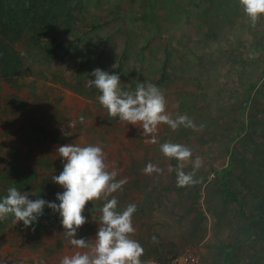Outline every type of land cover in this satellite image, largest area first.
Listing matches in <instances>:
<instances>
[{"label": "rangeland", "instance_id": "374dc122", "mask_svg": "<svg viewBox=\"0 0 264 264\" xmlns=\"http://www.w3.org/2000/svg\"><path fill=\"white\" fill-rule=\"evenodd\" d=\"M42 5V0H0V32L6 35V26L10 29L8 39L27 70L12 84L21 88L17 96L38 110L35 118L46 107L62 114L68 127L75 121V127L69 130L72 140L54 146L27 137L15 144L21 138L16 132L4 141L0 138V150L13 145L20 151L11 170L21 175L16 167L24 168L19 191L31 193L29 199L53 202L40 196L34 183L41 177L47 180L43 171L48 163L60 166L56 161L63 158L57 148L69 143L100 146L109 169L119 170L127 180L117 196L120 211L130 204L139 207L133 226L149 238L148 245L178 251L173 258L190 254L197 264H255L257 255L262 261L258 264H264V250L248 240L236 204L224 197L216 181L217 172L228 170L221 175L231 189L244 193L245 206L256 205L258 193L248 184L257 173L253 166H264V16L252 27L239 0H48L45 17ZM61 20L71 24H58ZM92 21L94 29L85 25ZM97 68L120 75L125 91H135L140 82L156 85L166 97L167 113L172 118L187 115L196 130L180 126L173 131L161 124L153 144L143 137L142 128L118 118L100 124L107 110L99 103L101 93L88 86ZM163 75L168 80L161 82ZM78 83L86 88L84 94L73 90ZM3 98L0 95V104ZM165 142L192 150L183 168L186 173L193 171L196 157L202 159L194 177L198 183L177 187L178 162L161 152ZM135 152L142 154L144 164L164 169L163 174L148 175L149 180L137 174L130 162ZM12 178L15 187L20 178ZM125 188L135 193H125ZM58 190L64 191L59 184ZM86 207L94 209L92 204ZM97 215L91 219L95 232L77 230L76 238L95 239L101 211ZM54 218L56 223L61 219L45 206L33 223L38 232L22 221L15 223L11 214L0 221V264H60L63 256L77 251L63 227L53 229ZM44 227L52 232L41 246L35 238ZM54 238L57 246L51 247ZM151 260L163 263L152 255L143 264Z\"/></svg>", "mask_w": 264, "mask_h": 264}, {"label": "clouds", "instance_id": "9594fccd", "mask_svg": "<svg viewBox=\"0 0 264 264\" xmlns=\"http://www.w3.org/2000/svg\"><path fill=\"white\" fill-rule=\"evenodd\" d=\"M239 4L252 27H255L264 16V0H239ZM92 76L95 79H89L88 86H94L101 93L98 100L107 110L108 116L142 128L143 137H150L148 142L157 143L155 134L161 124L168 125L173 131L180 126L196 130L195 124L187 115L172 118L167 113L166 97L156 85L140 82L135 91H125L121 88L118 74H109L97 68ZM79 121L84 123L85 117L80 116ZM72 127H75V121L69 123V128ZM64 135L68 136L70 132H64ZM160 150L165 157L174 158L178 162L175 169L177 187L198 183L194 177L196 170L202 167L200 157L195 158L192 172L186 173L183 170L193 156L189 147L165 142L160 145ZM56 151L63 158V171L59 175H53L51 179L64 189L62 193H57L59 203L42 198L29 199L31 193L10 187L7 194L0 198V221L11 214L15 223L22 221L25 227H30L38 222L47 206L59 213L64 235L78 249L63 256L60 264H143L141 257L144 248L132 238L136 231L133 226L136 205L130 204L123 211H118V199L113 195L123 188L127 180H117L119 170H109L105 153L100 146L69 143L59 146ZM172 170L169 168V171ZM143 171L147 175L163 174L164 169L148 163ZM97 200H102L103 205L95 239L88 241L76 238L77 230L88 223V218L83 215L87 203ZM152 239L156 242V237Z\"/></svg>", "mask_w": 264, "mask_h": 264}, {"label": "trees", "instance_id": "16d2710c", "mask_svg": "<svg viewBox=\"0 0 264 264\" xmlns=\"http://www.w3.org/2000/svg\"><path fill=\"white\" fill-rule=\"evenodd\" d=\"M36 1V0H35ZM47 1V2H46ZM50 1V0H49ZM42 16H46L47 12V4L48 0H42ZM14 19V18H12ZM58 24H71V21L61 20L60 22H57ZM81 24L80 26H82ZM85 25H89L90 29H94L97 27V24L95 22L85 23ZM4 31L7 32L6 35L1 34L0 32V95L4 97L2 104H0V125H2V128H0V138L5 139L12 133H17L21 138H17L14 141L15 144H20L23 142L24 139L22 137H27L29 142H34L35 144L42 145L44 147L46 146H54L57 144L65 143L66 140H72L73 137H69L64 135V132H69L70 128L66 126V123L62 120V114L53 113V110H48V108H44L40 114L39 118H35L34 116L38 113V110H35V108L32 109V106L25 102V100L20 99L16 91H21L19 86L13 87V82L16 79L24 78L27 75L26 66H24V63L22 61V58L19 55V52L14 47L12 42L9 41L8 36L9 33H11L10 29L6 26ZM32 36H29V38ZM104 40H108V38H105ZM168 78L166 75H163L161 82L167 81ZM160 82V83H161ZM161 85V84H159ZM14 88V92H11ZM85 87L81 86L80 83H78L76 86L73 87V90L77 93H83L85 92ZM254 89V85H251L249 87V90H247V93L250 94V91ZM80 90V91H79ZM38 91V90H37ZM79 93V94H80ZM36 111V114H35ZM61 115V116H60ZM6 118V119H4ZM116 118H110L107 114L105 116L100 117V124H103L104 122H113ZM63 129V132L62 130ZM4 141V140H3ZM119 141H116V144ZM7 150H0V156L3 157V159H7L9 162L5 163L3 159H0V198H3L7 194V190L9 186H13L12 179L20 178V181L18 185L16 184L15 187L18 190H21L19 187H21V184L24 183L23 177L21 175L24 174L23 167L20 169L19 167H16V169L21 173V175H15L14 173H11L12 169H15L14 166V160L18 161L17 157L19 155V150L14 149L15 147L13 145L8 147ZM8 152V153H7ZM133 153V152H131ZM6 157V158H4ZM60 161H56L57 165H60L59 167L53 166V164H49L46 166L45 170L43 171V174L48 175L47 180L44 181L45 177L38 178L36 182L34 183L36 190L39 192L40 196L46 197L47 200H52L53 202H56L57 204L59 201L57 200V193H62L58 190V184L54 183L51 179L53 175H57V173L61 170H63V160L59 159ZM233 160V156H230V161ZM134 166H136V173L140 174L141 177L144 179L147 178L149 180V176L144 173L143 169L146 167L147 164H144L143 156L139 153H134L131 155V161ZM9 163H11L10 167ZM4 166L6 168H4ZM257 173L250 178L248 188L252 190L253 192L258 193V199L256 205L253 207L245 206V195L244 193H236L235 190L233 191L230 187V183L226 181L222 175L227 173L228 170L223 169L222 172H217V178L216 181L218 184L222 187V193L226 199H229L233 201L236 204V207L239 211V213L242 216L243 223L241 224L242 230L244 233H247L250 242H256L260 250H264V191L261 190L264 186V166H253ZM261 167V168H260ZM110 171L112 169H109ZM175 171V169H174ZM176 172V171H175ZM222 174V175H221ZM250 177V174L248 175ZM248 177V179H249ZM43 179V181H42ZM120 179H126L122 178V175L117 176V180ZM43 186H38L41 185ZM29 184V182H26L24 185ZM8 187V188H7ZM31 189L32 187H27ZM179 188V187H178ZM133 189V188H132ZM133 190L128 191L126 188L124 189V192H133ZM120 191V190H119ZM119 191L114 193L113 195L116 196L118 199ZM179 191V189H177ZM249 193V192H248ZM118 202V208L117 210L120 211V207H122V203ZM88 204H92V207H94L93 210H89L88 207H85L84 215L88 218V223L90 224L89 227H87V224H84L80 229L78 230H86L87 232H91L93 234L95 232V226L92 224L91 219L93 216H98L97 213H99L102 209L103 201L97 200L94 202H88ZM139 208V207H137ZM50 209V208H49ZM91 221V223H90ZM52 227L55 231H58L59 227H62L61 219H59V222L56 223V219H52ZM92 224V225H91ZM51 225V224H50ZM96 225H99V221L97 220ZM86 226V227H84ZM30 231L32 229H35L36 231L39 230L35 226L27 227ZM48 227H44L42 230L39 231V238H35L36 241L41 244L45 242L46 240H49L50 234L52 230H47ZM135 228V227H134ZM136 230V229H135ZM38 232V231H37ZM33 236H36L35 231L33 232ZM259 236V239L258 237ZM133 239L137 240L141 246L144 248V253L141 257L142 262L144 263L146 258L154 255L156 260L160 262H166L170 259H172L174 256L177 255L178 251L176 250H164L163 248H158L160 246H150L148 245V240L146 236L134 233ZM246 240L245 238L243 239ZM57 239L54 238V241L52 242L51 247H56ZM242 243V242H241ZM245 243V242H244ZM148 245V246H147ZM144 246H147L146 248ZM249 255H246L244 258V261L246 262ZM227 260V259H226ZM262 262L259 256L257 255L254 258V263L258 264V261ZM228 261V260H227ZM250 262V261H249ZM225 264L226 261H225Z\"/></svg>", "mask_w": 264, "mask_h": 264}, {"label": "built area", "instance_id": "2783aa9c", "mask_svg": "<svg viewBox=\"0 0 264 264\" xmlns=\"http://www.w3.org/2000/svg\"><path fill=\"white\" fill-rule=\"evenodd\" d=\"M147 264H197V259L190 254H182L167 262L158 263L151 260Z\"/></svg>", "mask_w": 264, "mask_h": 264}]
</instances>
